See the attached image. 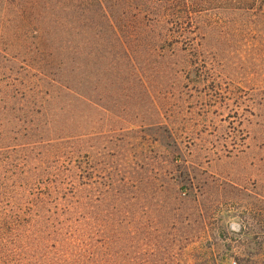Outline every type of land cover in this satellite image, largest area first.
Listing matches in <instances>:
<instances>
[{"label": "rangeland", "instance_id": "rangeland-1", "mask_svg": "<svg viewBox=\"0 0 264 264\" xmlns=\"http://www.w3.org/2000/svg\"><path fill=\"white\" fill-rule=\"evenodd\" d=\"M0 264H264V0H0Z\"/></svg>", "mask_w": 264, "mask_h": 264}]
</instances>
